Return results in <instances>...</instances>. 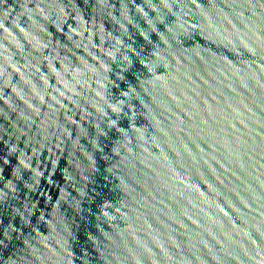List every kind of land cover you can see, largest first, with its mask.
Wrapping results in <instances>:
<instances>
[{
  "label": "water",
  "instance_id": "1",
  "mask_svg": "<svg viewBox=\"0 0 264 264\" xmlns=\"http://www.w3.org/2000/svg\"><path fill=\"white\" fill-rule=\"evenodd\" d=\"M0 264H264V0H0Z\"/></svg>",
  "mask_w": 264,
  "mask_h": 264
}]
</instances>
